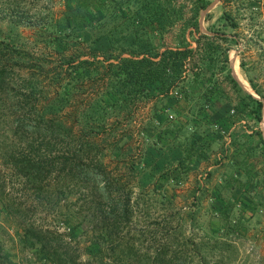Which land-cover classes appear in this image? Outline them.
<instances>
[{"label":"trees","instance_id":"trees-1","mask_svg":"<svg viewBox=\"0 0 264 264\" xmlns=\"http://www.w3.org/2000/svg\"><path fill=\"white\" fill-rule=\"evenodd\" d=\"M73 1L56 14L51 0H0V208L20 224V244L44 264H77L72 242H80L59 229L77 217L75 229L87 227V255L97 264H230L235 247L228 238L243 225L235 215L240 199L232 195L249 199L250 218L264 211V175L254 161H264L263 130L233 131L232 155L214 161L223 170L216 197L224 202V237L213 233L195 243L184 228L197 226V191L179 229L167 214L153 229H140L154 247L142 252L128 234L141 203L173 212L179 195L164 186L182 184L212 160L220 135L209 109L231 98L225 83L237 98L229 124L263 121L264 93L248 75L260 98L246 91L230 66L239 40L225 29L239 23L224 11L223 29L201 33L200 15L211 0ZM177 26L181 46L168 47L165 35ZM150 100L153 131L139 153H125L121 139L105 148L103 136ZM167 100H175L174 119L156 122ZM31 211L52 214L56 227L30 221ZM2 254L0 248V264H14Z\"/></svg>","mask_w":264,"mask_h":264},{"label":"rangeland","instance_id":"rangeland-1","mask_svg":"<svg viewBox=\"0 0 264 264\" xmlns=\"http://www.w3.org/2000/svg\"><path fill=\"white\" fill-rule=\"evenodd\" d=\"M211 1L212 3L209 5L210 8L208 11L204 13V10L200 15V32L211 34L212 32H210V29L212 30L214 27H216L217 30L223 29L220 20L224 11H229L233 15L239 23V27L235 30L225 29V31L229 36L237 35L239 44L233 45L229 52L230 66L232 68L233 64L235 75L241 81L244 88L257 98H260L251 88L247 75L254 79L264 93V0H232L230 2H223L220 0ZM73 3V0H51L50 5L53 11L58 14L60 11L72 7ZM28 32L29 30H26L27 34ZM193 32L195 37H199L200 33H197L196 30H193ZM186 39L189 40L192 48L197 47L189 31L186 33ZM182 40L179 26L173 28L165 35V44L171 48L181 46ZM242 61L246 64L245 70L240 66ZM219 77L222 78V76ZM224 86L231 98L226 99V101L217 100L209 109V115L216 121V129L220 135L218 138L219 143L216 145V151L212 157L211 163L209 162L210 165L207 164L203 166V168L200 167L199 170L191 172L182 184L174 188L171 186H164V191L168 192L169 195L172 190L179 195L176 198V207H174L173 212L166 213V209L162 210L160 204L153 205L152 203L154 202L152 200H150L149 204L142 205L141 203L139 206L136 213L137 215L131 224L132 231L128 234V238L136 242V245L142 249V252L154 247V243L152 237L148 235V232H146L145 235L141 234V232H139L140 229H153L155 219L160 221L163 215L165 216L166 214L173 220L171 226L175 229H179L181 224L184 223L182 219L184 213L192 207L191 195L194 191H197V195L200 193L199 195L202 199L199 203L197 226H195V228H189L188 224H184V228L188 230L187 233L194 235L195 243L201 242V239L213 233L219 234L217 237H224L221 232L222 221L220 218V209L224 205V202L216 197V187L221 182L223 170H221L220 166L214 167L217 165L214 161L223 159L225 155H229V157L232 155L231 133L233 131L248 133L258 129L264 132V119L257 124L247 117L242 120V122H237L234 125L229 124L227 114L229 111L234 110L237 104V98L233 96L227 83H225ZM174 101L167 100L159 104L160 107L157 110L158 116H156V122L166 119L167 116L170 120L174 119L173 112L170 108L171 103ZM151 102L152 100L138 102L133 107L131 115L127 119L122 120V123L115 133L111 131L112 133L110 132L103 136L104 141L102 145L106 148L114 139H121L124 152L130 155H137L143 148L145 139L152 135L153 129L150 122L152 121L151 119L154 113L152 111L154 104ZM254 161L257 171L263 176V158H256ZM198 188H202V191H198ZM260 190H263V188L261 187ZM232 197L235 201L238 198L240 199H238L239 202L237 203L235 215L237 218L241 217L243 225L236 234L228 238L233 247H235V250L229 255L231 259L230 264H264V211L259 214V216L250 218L251 212L248 210V204L250 203L249 199L245 195H241L239 191H236ZM147 208H151L149 216L145 213ZM27 218L32 222L39 221L52 228L56 227L53 222L52 214L31 211L28 212ZM79 221L80 218L77 217L66 218L59 229L65 234L72 233L73 238H76L73 239V241L78 240L80 242V244H77V241L72 242L77 264H97V260L93 257L89 258L87 255L88 252L86 247L89 245L85 232L87 231V227L83 226L80 229H75ZM21 233L20 224H16L15 221L7 217L0 208V248L2 249L3 257L8 255L14 264H44L42 260L38 259L35 250L24 249L22 247L18 236ZM120 235H127L125 229H123Z\"/></svg>","mask_w":264,"mask_h":264},{"label":"crops","instance_id":"crops-1","mask_svg":"<svg viewBox=\"0 0 264 264\" xmlns=\"http://www.w3.org/2000/svg\"><path fill=\"white\" fill-rule=\"evenodd\" d=\"M196 43V42H195ZM195 43H194V46H195ZM193 46V45H192ZM245 89V88H244ZM246 91H248L247 89H245ZM249 93H251L250 91H248ZM252 94V93H251ZM255 96V95H254ZM257 98V97H256ZM152 104H154V100H152V102H151ZM151 104V105H152ZM210 163H211V161H210ZM210 165L209 164V162L208 163H204L201 167L203 168V166H206V165ZM214 167H219V164L218 165H215ZM211 168V167H210Z\"/></svg>","mask_w":264,"mask_h":264},{"label":"water","instance_id":"water-1","mask_svg":"<svg viewBox=\"0 0 264 264\" xmlns=\"http://www.w3.org/2000/svg\"><path fill=\"white\" fill-rule=\"evenodd\" d=\"M210 8V6L204 11V13L206 12V11H208V9ZM203 13V14H204ZM232 69H233V75H234V77L239 81V83L243 86V84L241 83V81L238 79V77L235 75V72H234V68H233V64H232ZM244 87V86H243ZM256 97V96H255Z\"/></svg>","mask_w":264,"mask_h":264},{"label":"built area","instance_id":"built-area-1","mask_svg":"<svg viewBox=\"0 0 264 264\" xmlns=\"http://www.w3.org/2000/svg\"><path fill=\"white\" fill-rule=\"evenodd\" d=\"M171 93H173V91H172ZM175 94H176V93H175Z\"/></svg>","mask_w":264,"mask_h":264}]
</instances>
